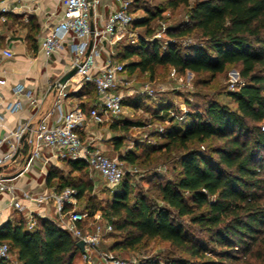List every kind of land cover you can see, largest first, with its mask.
<instances>
[{"label":"trees","instance_id":"16d2710c","mask_svg":"<svg viewBox=\"0 0 264 264\" xmlns=\"http://www.w3.org/2000/svg\"><path fill=\"white\" fill-rule=\"evenodd\" d=\"M165 5L188 7L186 20L167 27L165 34L175 39L196 37L197 42L168 41L161 48L157 39L140 37L132 43L125 38L114 45V61L129 72H148L149 77L158 66L214 77L233 65L243 84L220 95L234 106L214 98L203 110L188 113L182 121L172 119L160 130L162 142L153 150L173 155L176 174L156 181L155 193L145 191L131 199L124 170L120 181L109 185L108 200L97 206L89 193L94 185L91 171L81 159H65L68 172H78L79 178L51 168L46 182L58 178L52 185L56 192L74 187L77 200L83 201L81 210L89 215L100 210L111 231L122 234L108 250L132 249L144 239L160 238L178 251L165 256L163 264H264V0H166ZM147 14L133 18L130 28L145 26L150 35L149 23L160 11ZM133 56L137 59L128 60ZM86 86L93 91L92 96L87 92L92 101L94 87ZM168 110L159 102L155 114L159 117ZM132 125L139 122L121 119L108 124L111 130L124 131ZM212 139L219 144L199 148ZM113 141L119 148L123 139ZM135 155L115 157L121 164H135ZM0 242L7 243L10 256L0 264H73L79 252L65 229L38 216L30 229L22 216L2 223ZM208 252L212 258L205 257ZM135 264H161V260L146 258Z\"/></svg>","mask_w":264,"mask_h":264},{"label":"built area","instance_id":"2783aa9c","mask_svg":"<svg viewBox=\"0 0 264 264\" xmlns=\"http://www.w3.org/2000/svg\"><path fill=\"white\" fill-rule=\"evenodd\" d=\"M33 1V0H29ZM61 12L54 24L48 28L42 37L40 48L46 57L66 50L70 56L69 69L77 65L74 74L62 85L55 82L52 86L55 90L53 111L57 117L54 122L42 120L36 124L29 119L22 121L16 129L9 130L3 137H0V147L9 142V148L0 153V167L14 159L17 153L19 140L29 150L27 164L42 150L49 152V158L59 159H81L85 161L92 173H98L107 185H116L123 176L124 169L116 157H109L94 144L91 136L81 140L78 131L89 126L91 120H100L101 115L116 116L120 114L123 106L122 84L125 78L122 73L125 71L123 64L111 61L107 58L104 62H98L102 52L103 44H114L125 38L134 43L137 35L130 28L133 16L129 11L130 0H117L118 5L106 16L100 27H93L90 24V10L93 11L98 0H60ZM15 0H0V13L10 12L15 9ZM157 31L155 36H160L165 30ZM91 41V47L87 56L85 52ZM4 57H11L10 50L3 49ZM5 80L0 77V84ZM84 85L91 84L96 93V101L92 107L85 111L80 104L73 105L61 111V103L67 98L70 84ZM243 84L242 80L231 82L229 89H238ZM145 92L152 91L144 88ZM15 97L6 102L4 108L7 112L19 111L25 102L31 105L37 104V97L33 91L23 83H16L12 87ZM22 95L24 99H20ZM264 129V125L261 126ZM161 130V129H160ZM12 192L13 185L5 183L0 174V192ZM77 191L72 186H65L59 192L32 195L23 192V197L31 202L52 201L56 211L55 222L65 229L75 243L83 240L81 256L89 264L98 260L100 264H135L136 261L123 259L115 255L111 250L99 248L103 237L111 232V225L106 222H98L99 217L94 215L92 222L89 213L75 207ZM70 205L68 209L66 206ZM7 206L15 210L23 211L28 208L13 196L8 200ZM3 208H0V214ZM46 217L44 214H39ZM35 215L27 211L25 224L28 229L33 227ZM90 225L89 230L85 229ZM9 248L7 243L0 242V261L9 259Z\"/></svg>","mask_w":264,"mask_h":264},{"label":"rangeland","instance_id":"374dc122","mask_svg":"<svg viewBox=\"0 0 264 264\" xmlns=\"http://www.w3.org/2000/svg\"><path fill=\"white\" fill-rule=\"evenodd\" d=\"M165 3L166 0H130L129 10L133 18L147 16V10L160 11V15L149 23L152 29L150 35H147L145 26L135 27L134 32L137 35V39L140 37H143L146 41L157 39L161 44V48L168 41H174L181 45L195 44L198 40L196 37H180L179 39H175L165 34L167 27L176 26L181 21L186 20L188 10L187 6L179 5L176 8H171L166 6ZM162 25L165 27V30L160 33V36L156 37V32L162 31ZM136 59L133 56L128 60ZM122 75L125 78V82L121 87V92L125 100V106H122V114L129 118V120L139 122V125H132L125 131L117 128L111 130L108 124L106 126H95L94 129L97 130L95 131V135H90L97 142L104 144L108 148L111 147L112 137H120L123 139L122 146L117 152L109 149L110 155H114L111 157H115L119 153L127 154L133 152L136 154L135 164H130L127 161H123L122 163L123 169L128 174L127 177L130 181V189L132 191L131 199H133L145 191L155 193L156 181L173 178L176 174V168H173L174 163L173 159H171L173 155H167L163 150H153L154 147H157V144L162 142L158 137L160 129L167 126L172 119L174 121H182L188 113L203 110L207 102L214 98H218L234 106L228 98L220 94L226 90H230L229 86L231 82H236L241 79L238 75L237 67L233 65L229 66L224 72L216 74L214 77H211L207 73L195 74L188 70L179 73L169 66H158L152 77H149L148 72H141L138 69L132 72L125 70ZM145 87L150 89L152 93H146L144 90ZM87 92L89 96H92V89H87ZM135 101H137V105L133 104ZM159 102L167 105L169 110L161 113L158 117L155 111L157 103ZM217 144H219V141L212 139L200 145L199 148L201 150H207V145L215 146ZM66 170L64 168L62 172H66ZM78 174V172H67V175H77V178H79L80 175ZM92 178L95 185H93L89 193L93 196L94 202L98 203L97 206H99L108 200L110 191L103 180L97 178L96 173H93ZM82 205L83 201L78 200L75 207L81 209ZM96 214H98L100 219L105 220L101 211L97 210L90 216L92 222L97 221L93 220V216ZM98 222H101V220ZM189 227L192 231H194V228L196 229L195 226ZM119 235L121 236L122 234H117L112 231L106 234L99 243V248L107 249L112 241L120 238ZM212 248L217 250L216 247L212 246ZM112 252L118 257L129 260L130 262L132 260L137 262L140 259L157 258L161 260V264H163V258L165 256L178 255V251L175 248L160 238L144 239L135 248H124ZM172 252L173 254H171ZM205 257L212 258L213 256L208 252L205 254ZM73 264L89 263L82 258L79 252L76 254ZM94 264L100 263L98 260H95Z\"/></svg>","mask_w":264,"mask_h":264},{"label":"crops","instance_id":"0c3cea01","mask_svg":"<svg viewBox=\"0 0 264 264\" xmlns=\"http://www.w3.org/2000/svg\"><path fill=\"white\" fill-rule=\"evenodd\" d=\"M13 5L16 8L12 11L0 13V77L5 80L4 84H0V137H3L9 130L16 129L26 119H29L33 124L42 120L51 123L55 121L57 114L53 111V104L56 89L52 85L69 69L71 62L66 50H60L48 58L40 48L42 37L48 28L56 22L61 12L60 0H15ZM117 5V0H98V3L90 13L91 26L96 28L100 27L106 16ZM31 22L34 23L33 26ZM114 45L115 43H104L97 61L104 62L107 58L113 61L112 53ZM3 49L10 50L13 55L11 57H4L1 53ZM16 83H23L25 87L31 89L37 97V104L31 105L25 102L19 111L10 113L5 110L4 106L7 101L15 97L12 87ZM86 85L72 83L69 85L67 98L63 99L61 103L62 113L67 108L76 104H80L85 111H88L92 107L94 104L93 100L94 102L96 101V93L93 100L89 101ZM19 98L24 99L22 95H19ZM122 113L123 110L116 116L101 115L100 120H91L88 127L78 131L79 137L84 141L85 138L91 136L90 134L95 135V131H97L94 129L95 126H106L112 121L129 119ZM113 138L110 148L97 142L94 137L93 140L94 144L105 155L111 157L114 155H110V150L113 149L117 152L122 146L115 148ZM8 148L9 142L2 144L0 153L5 152ZM28 154L29 150L27 146L22 140H19L14 159L0 167V174L5 179V183L13 185L12 192L6 190L0 192V208H3L0 214V225L7 220H12L19 216H22L25 220L27 211L38 217H42L39 214H44L46 217L43 218H48L52 221L55 220L56 211L52 201L31 202L23 197V192L32 195L53 192L54 186L52 185H57L60 180L53 178L47 183L46 177L48 170L53 168L62 171V169L66 168V172H61L65 176L69 171L66 160L53 157L49 158V152L42 150L38 156L34 157L27 164ZM72 172L74 173L76 171ZM92 175L93 173L90 174L91 178ZM96 176L97 178H101L98 173H96ZM104 183L107 188H110L106 182ZM11 196L17 198L28 208L19 211L8 207L7 203ZM76 203H78V200ZM68 207L70 205H67L66 209ZM99 220L104 222L100 218ZM90 228L91 226L87 225L85 229L89 230Z\"/></svg>","mask_w":264,"mask_h":264},{"label":"water","instance_id":"95a60500","mask_svg":"<svg viewBox=\"0 0 264 264\" xmlns=\"http://www.w3.org/2000/svg\"><path fill=\"white\" fill-rule=\"evenodd\" d=\"M90 13H91V10H90ZM90 47H91V41H90L89 46H88V48H87V50H86V52H85V56L88 55L89 50H90ZM76 68H77V65H75V66H73L72 68L66 70V71L60 76V78L58 79V84H59V85L64 84V83H65V82H66V81H67V80H68V79L74 74ZM75 245L77 246V248H78L80 251H82V250H83L84 242H83V240H78V241L75 243Z\"/></svg>","mask_w":264,"mask_h":264}]
</instances>
